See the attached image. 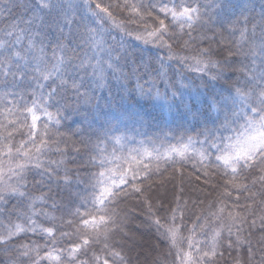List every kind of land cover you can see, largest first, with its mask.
<instances>
[{"label": "trees", "instance_id": "1", "mask_svg": "<svg viewBox=\"0 0 264 264\" xmlns=\"http://www.w3.org/2000/svg\"><path fill=\"white\" fill-rule=\"evenodd\" d=\"M57 2L73 6L75 22L71 27L61 24L63 33L54 23L55 13H40L36 18L30 7L36 0H0V178L13 188L26 185L19 188L23 196L0 202V235L6 236L7 229L17 223L27 229L32 220L36 226L35 232L25 231L0 243V264H99L97 258H107L109 264H264L262 234L250 226L253 219L259 225V217L264 216V165L235 175L219 165L218 153L210 145L232 132L222 127L223 111L211 112V119L204 115L209 111L205 101L215 94L234 95L240 88L253 91L255 100V92L260 91L264 0H92L112 5L109 11L118 27L106 17L98 27L82 7L84 0ZM131 5L139 8V14ZM180 5L199 9L191 27L160 11L179 10ZM160 21L167 26L164 40L170 49L136 38L149 39L147 33L158 29ZM85 23L113 51L112 63L119 69L113 73L102 63L103 87L97 86L93 74L92 56L98 48L88 40ZM61 56L63 75L43 80L40 73L51 69ZM192 57L210 60L208 70L194 71ZM212 76L217 78L210 81ZM73 82L81 85L79 97ZM53 89L56 94L50 97ZM166 89L169 97L172 91H185L199 98L190 101L191 112L183 105L169 109L163 99L156 98L157 92L163 97ZM85 93L93 98L91 103L84 102ZM34 103L44 110L36 109L40 119L32 128L31 115L25 111ZM240 107L233 111L239 112ZM231 118L229 113V122ZM238 123L243 124V119ZM188 137L196 142L197 151L208 154V160L202 163L191 155L175 164L161 161L156 172L155 161L145 159L153 172L137 181L143 194L129 186L127 194L121 192L104 206L106 213L98 211V204L93 207L94 174L103 170L95 162L102 156L127 157L137 155L133 150L143 153L154 147L163 152L169 145L179 146L181 138L187 142ZM6 146H11V155H6ZM18 164L28 165L23 181L13 175ZM65 176L70 183H64ZM173 209L179 228L175 243L165 231L172 226ZM78 213L85 214V219L107 214L116 227L107 232V239L101 236L94 241L92 229L81 225ZM156 219L164 227L158 229ZM47 228H53V233L42 231ZM84 238L89 244L82 243ZM77 245L80 250L73 253ZM112 252H119L123 262ZM49 253L59 261L49 259ZM181 253L190 254L191 259Z\"/></svg>", "mask_w": 264, "mask_h": 264}, {"label": "snow or ice", "instance_id": "2", "mask_svg": "<svg viewBox=\"0 0 264 264\" xmlns=\"http://www.w3.org/2000/svg\"><path fill=\"white\" fill-rule=\"evenodd\" d=\"M118 6V5H117ZM125 6L128 7L125 3ZM230 5H225L228 7ZM31 10L34 14H37L36 18H39L40 13H47L51 15L55 13L56 16L54 18V23L57 28H60L61 33H63V28L60 27L63 24L64 27H71V24L75 21L71 19V15L73 12V6L68 5L65 7L64 5L57 2V0H36L34 5H31ZM84 9L87 10L88 18L91 19L93 23H96L97 26H101L103 24V18L106 17L109 20H112L113 26L118 27L116 25L115 20L112 18V13L109 11V6H102L100 3L93 4L92 0H84L82 5ZM131 10L139 14L140 10L135 5H131ZM161 12L170 13L173 20H181L188 24L189 27L199 18V9L197 7H186L183 5L179 6V10L177 8H161ZM85 32L87 33L88 40L92 41L95 48H99L101 52L107 51L109 56V61L107 62V68L110 69L113 73L119 71L116 64L111 63V49H104L103 48V38L101 37L99 40L96 39V30L91 28L87 23L83 25ZM165 35H168L167 26L164 24L163 21H160V27L152 32L147 33V37L149 39H145L143 36H137V39L144 40L145 43L150 41H156L163 44V46L171 48V45L164 40ZM31 43V42H30ZM2 46V45H0ZM61 49L63 45L58 44ZM261 55L264 56V45L261 46L260 49ZM17 55H19L17 53ZM203 55H207V50H203ZM180 60H187L188 57H180ZM194 61V71L196 72H205L209 68V64L211 63L210 60H205L202 57H192ZM65 63L64 57H58L57 63L52 66L51 69H48L45 72L40 73L41 78L45 81L47 80H54L59 79L63 75V65ZM119 60L117 58V64ZM83 62L81 63V67H83ZM214 66V65H213ZM93 74L97 79V86L103 87L104 86V66L102 65L101 61L97 59L96 65H93ZM37 72L40 70L37 68ZM23 75L20 76V79L23 80ZM217 77L212 76L210 77L211 80H215ZM15 79V76H14ZM255 79V77H253ZM65 82L61 81L63 85ZM257 86L259 87L260 91L255 92V100H252L253 91H243L240 88L235 90L234 95L225 96L222 93L215 94L208 98L205 103H207V107L209 109L208 112L204 113L206 119H211L210 113L215 111L218 115L220 112L223 111L224 113V125L222 127L225 130L231 131L232 135L227 137L219 138V143L211 144L210 147L213 148L218 154L215 156L216 162L223 166L225 169L230 170V173L235 175L241 169H248L251 168L253 165H264V72H261L259 76V80L257 81ZM81 85L76 84L73 82L72 88L75 91L77 97L81 95L79 92ZM56 94V90L53 89L52 92L48 93V95L54 96ZM140 94L143 95L144 91L141 88ZM84 95V102L91 103V97H88L87 94ZM156 98L163 99L164 103L168 106L169 109L177 108L183 105V108L187 112H191V104L190 101L193 99H198L199 95L194 94L192 92H185V91H172L170 97L168 96V91L166 89L163 97L159 92L156 93ZM252 100V103L249 101ZM256 106L253 107L252 104ZM240 105L239 112L233 111ZM40 108L43 111V107L37 103H34L32 107L26 108L25 114L31 115V127L35 128L37 121L40 117L36 114V109ZM229 113H231V121L229 122ZM251 113V115H248ZM49 119L52 118L50 113H46ZM243 119L244 123H238V120ZM59 121H57L58 123ZM231 125H235V127H231ZM34 136V133L32 134ZM207 142V138L206 141ZM196 142L192 140L191 137L187 138V142H183V138H181V142L179 146L176 145H169L163 152L160 151L159 148H153L149 151L147 148L143 150V153L140 150H133L137 152V155H132L131 153L128 154L127 157H118L113 154L111 159L102 156L98 161L95 163L98 165L99 168L103 169L97 172L95 175V183L93 185V207H96L98 204L100 208L98 211H105L106 208L104 207L106 204H110L116 200V198L120 195L121 192L126 193V187H131L132 191L137 194H143L144 189H142L137 181L146 180L152 174L153 169L149 167L148 164L144 163V160L147 159L149 161H155L156 168L155 171L159 172L160 170V163L163 161L164 163H179L186 161L190 158L191 155H196L203 163V161L208 160L209 156L204 151H197L194 147ZM7 152L6 155H11L12 148L11 146H6ZM19 152V149H17ZM24 156H27V152L23 153ZM137 156H140L138 159ZM178 158V159H177ZM109 165H114L113 167H109ZM28 165L25 164H18L17 169L18 171L13 172V175L17 177L19 181H23L24 179V172ZM229 174L228 172L225 175ZM207 175V173H205ZM52 173H48L49 179H51ZM71 181L65 176L64 183H70ZM26 185L19 184L17 187L13 188L10 185H6L3 183L2 178H0V202H3L5 197H12V196H23L24 193L19 191L20 187H24ZM39 199H43L42 197ZM179 200V197H177ZM223 213L224 209L221 208L219 210ZM79 214V213H78ZM82 216L81 218V225L85 229L91 228L93 231V240L99 239L103 236L104 239H107V232L111 229L116 227V221L111 216L99 215L98 218L96 216H91L90 219L83 218L85 214H79ZM87 215H90L87 214ZM181 218L183 214L181 213ZM260 223L257 225L256 219L251 220L250 226L254 230H258L261 235L260 242L264 244V216L259 217ZM171 227H167L165 229L166 234L168 235L169 239L172 240L173 243L176 242V236L179 232V228L176 226V209L172 210V214L169 217ZM153 223L157 226V228L164 227L161 225L159 219L153 221ZM29 228H25L23 225L17 223L12 225L7 229V235H0V243H7L8 240L12 239L14 236L18 235L19 233L25 231H36L35 221H29ZM42 231L47 232L48 234L53 233V228L42 229ZM229 236L231 237L232 232L231 228H229ZM237 231H240V228L237 227ZM220 232L217 231L215 236H219ZM215 239V237H214ZM237 242H240V237L237 235L236 237ZM84 245L89 244V240L84 238L82 240ZM191 247V245H189ZM107 248V245H105ZM228 247H232V241L229 239ZM80 250V245H77L71 251L73 253ZM248 253L251 255V247L248 248ZM216 255L215 251L212 253ZM112 256L118 257L123 262V257L119 252H112ZM181 255H185L188 259H191L190 254L181 253ZM207 255V253H205ZM49 259H54L59 261V257H53L51 253L48 254ZM99 260V264H109V260L107 258H97Z\"/></svg>", "mask_w": 264, "mask_h": 264}, {"label": "rangeland", "instance_id": "3", "mask_svg": "<svg viewBox=\"0 0 264 264\" xmlns=\"http://www.w3.org/2000/svg\"><path fill=\"white\" fill-rule=\"evenodd\" d=\"M102 33H105L104 31H102ZM101 38V35H98L97 36V40H99ZM103 48L104 49H106V50H108V49H110L109 47H108V45L106 46V43H103ZM112 54H114L113 53V51L111 50V57L113 56ZM105 57H109L108 56V54H107V51H105V52H101L100 51V49L98 48L97 50H95V53H94V55L92 56V59L94 60L93 62L96 64V62H97V59H99L100 61H101V63H104V62H108L109 61V58H107L108 59V61H105ZM114 58L112 57V59H111V63H112V60H113ZM1 170H2V168H1Z\"/></svg>", "mask_w": 264, "mask_h": 264}]
</instances>
